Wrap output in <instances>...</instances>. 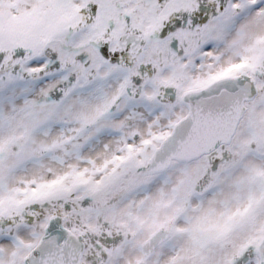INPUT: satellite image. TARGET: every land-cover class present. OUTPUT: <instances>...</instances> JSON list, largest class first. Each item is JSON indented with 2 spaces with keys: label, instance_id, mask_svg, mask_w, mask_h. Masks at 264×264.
I'll return each mask as SVG.
<instances>
[{
  "label": "snow or ice",
  "instance_id": "1",
  "mask_svg": "<svg viewBox=\"0 0 264 264\" xmlns=\"http://www.w3.org/2000/svg\"><path fill=\"white\" fill-rule=\"evenodd\" d=\"M0 264H264V0H0Z\"/></svg>",
  "mask_w": 264,
  "mask_h": 264
}]
</instances>
